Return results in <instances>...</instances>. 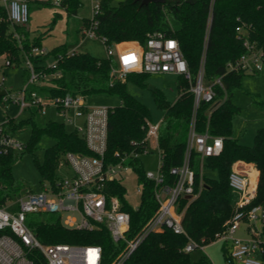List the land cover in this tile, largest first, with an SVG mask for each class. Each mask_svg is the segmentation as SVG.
<instances>
[{
    "label": "trees",
    "instance_id": "trees-1",
    "mask_svg": "<svg viewBox=\"0 0 264 264\" xmlns=\"http://www.w3.org/2000/svg\"><path fill=\"white\" fill-rule=\"evenodd\" d=\"M69 9L77 13L79 0H68ZM100 12L96 15V32L106 37L108 43L140 41L144 44L147 34L163 31L179 40L181 50L188 61L191 79L179 77L180 94L176 101H170L164 91L154 89V99L159 108L165 111L159 129V143L164 153V173L168 181H173L170 173L173 166L181 165L186 149L190 123L194 113V94L190 88L195 83L201 66L204 67L206 83L223 75L225 90L216 87L213 102L202 101L196 111V130L204 132L209 121V131L223 137V150L217 156L206 159L205 169L216 171L218 177L205 173V187L200 196L193 199L183 215L185 234L174 233L170 229L149 233L142 244L126 259L123 264H213L204 254L193 259L191 252L184 247L189 237L204 245L215 241V234L222 231L225 222L234 212L238 193L230 186V174L239 161L253 163L259 170L257 194L249 207L264 204V125L257 129L254 143L245 145L235 137L233 119L240 113V107L234 102L235 91L242 87V77L247 72L243 69H230L229 64L246 52L237 28L241 25L250 32L254 41L264 53V0H166L164 3L142 5L139 0H123L118 5L110 0H101ZM211 20L209 22V15ZM25 34L24 48L41 45L39 39L31 38L27 27H17ZM11 25L4 20V10L0 7V55L8 53L20 58L21 48L16 38L10 33ZM123 43L120 46H127ZM67 45L59 47L46 56H58L65 53ZM43 59L35 58L36 63ZM116 62L110 57H96L89 52H80L74 56H64L56 69L47 68L50 74L41 85H33L44 96H66L67 94L84 97L96 94L118 96L120 104L113 106L109 115L107 156L116 151L125 152L134 148V143H141L146 136V122L151 118L150 108L130 94L127 81L134 79L141 85H147L150 73L133 72L124 79H115L112 67ZM21 66V65H20ZM36 68L42 69L37 64ZM28 74V70L26 69ZM224 99V101H223ZM223 101L214 108V104ZM253 103L264 116V101L253 98ZM214 108L209 118L210 110ZM13 130L31 128V137L25 150L33 153L43 148L45 139L53 144L44 147V160L37 161L38 168L45 180L55 183L59 177L57 169L61 157L69 152L91 154L86 141L74 130H69L65 123L47 121L39 126L34 117L11 121ZM16 154L0 155V204L14 199L22 190L12 175L11 168ZM111 160V159H110ZM142 158L131 161L142 185L141 200L138 208L127 199V188L120 181L110 184V193L118 196L125 211L131 214L129 236L133 237L144 228L158 207L154 199V182L146 177ZM186 203L183 200L182 204ZM28 224L34 229L39 240L45 244H98L103 248V264H111L123 250L124 241L114 242L108 228L101 227L93 231L69 228L62 223L59 214L37 212L27 216ZM226 261L227 247L224 245ZM28 256L36 264H48L41 251L33 249Z\"/></svg>",
    "mask_w": 264,
    "mask_h": 264
},
{
    "label": "built area",
    "instance_id": "built-area-1",
    "mask_svg": "<svg viewBox=\"0 0 264 264\" xmlns=\"http://www.w3.org/2000/svg\"><path fill=\"white\" fill-rule=\"evenodd\" d=\"M32 2L57 7L70 6L68 0H0L4 20L10 23L12 38L18 40L22 50L19 59L8 53L0 55V93L6 91L0 99L20 105L19 114L27 109L37 108L43 115H47L48 109L53 107L62 117L61 122L69 125L70 130L79 133L92 153L73 151L65 153L72 175L59 176L55 183L48 181L43 184L41 191L27 190L14 199L0 204V264H36L28 256L33 249L41 251L48 264H103L101 245L41 242L27 221L28 214L40 211L59 214L62 223L69 228L86 231L108 228L114 242L124 241L125 244L111 264H123L149 233L170 229L174 233L187 235L182 222L183 215L189 203L199 197L205 187V161L210 156L219 155L224 146L222 136L210 133L209 121L204 132L196 130V111L202 101L213 102L217 86L225 90L223 75L206 83L202 65L195 83L190 88L195 93V111L190 123L184 162L170 169L174 176L173 181L167 180L163 170L165 155L159 143V129L163 119L155 123L148 119L143 141L135 142L134 148L130 151L114 152L110 160L107 156L108 124L113 107L89 105L82 95L44 96L37 90L30 89L33 85L43 84L50 75H54V72L49 74L47 68L56 69L59 60L64 56L79 53L76 48L68 49L63 54L58 53L51 63L50 57L46 58L49 51L42 45L33 44L28 50L24 48L26 37L17 27L28 28ZM101 7L98 1L94 4L93 18L83 30V35L84 38H99L105 44L107 57L116 62L112 67L115 79L124 80L133 72L173 74L191 79L188 61L181 50V42L163 31L149 32L147 42L144 44L138 42L134 46L118 48L119 43H108L109 40L95 30L98 23L96 15ZM210 20L211 13L209 22ZM245 28L241 25L237 30L239 38L245 44L246 52L237 62H231L229 68L243 69L248 73L260 72L264 68L263 50L250 39V32ZM35 58L43 60L36 63ZM37 64L43 68H36ZM14 65H23L28 70L27 81L17 94H12L6 87V69ZM223 101L214 104V108ZM214 108L210 110L209 118ZM14 119L7 112L0 120V155L20 152L26 148V142L19 139L11 130L10 124ZM155 151L160 160L157 171L146 170L145 173L147 179L154 182V199L158 207L144 228L130 237L131 214L125 211L121 199L110 193V184L113 181L123 183L125 171L134 168L131 161ZM196 158L200 164L199 168H196ZM239 162L235 164L229 178L230 186L239 197L233 214L226 220L224 229L215 234V240L226 241L228 264H264V204L249 207L251 201L256 198L258 182L253 185L250 173L236 167ZM138 191L142 193L141 184ZM126 199L128 200L127 193ZM183 200H186V203L182 204ZM254 220L261 221V231L253 226L250 227L252 233L250 238L235 236L243 222L251 223ZM204 247L203 243L189 237L184 251L191 252Z\"/></svg>",
    "mask_w": 264,
    "mask_h": 264
},
{
    "label": "rangeland",
    "instance_id": "rangeland-1",
    "mask_svg": "<svg viewBox=\"0 0 264 264\" xmlns=\"http://www.w3.org/2000/svg\"><path fill=\"white\" fill-rule=\"evenodd\" d=\"M80 5L77 13L70 11L68 7H57L47 5L39 2H32L30 5V21L27 26L30 29L31 38L34 40L39 39L40 44L47 49L50 53L57 50L63 45H67L69 49L76 48L80 52H89L96 57H106V46L99 38L87 37L84 38L83 30L88 26V23L93 18V6L101 0H79ZM123 0H110L111 4L118 5ZM140 41L126 42L129 46H134ZM123 44V43H122ZM121 45V44H120ZM128 46V45H127ZM55 56H50V62H54ZM6 87L9 88L11 93H19L23 89L28 74L26 75V67L23 65H14L6 69ZM180 76L173 74H151L146 79L147 85H141L134 79L127 81L128 90L131 95L146 104L151 110L152 122H159L164 117L165 111L159 108L154 99V89L158 88L164 91L167 98L174 102L179 94L178 80ZM242 87L235 91L234 102L240 107L238 113L233 119V130L235 137L240 143L252 145L254 143L255 134L257 129L264 125V116L261 114L258 107L253 103V98L257 97L264 101V68L260 72H246L242 77ZM85 101L89 105H107L110 107L120 104L118 96L108 94H96L86 96ZM47 115H43L37 108L27 109L24 113L19 114L20 105L11 101H4L0 99V120H2L9 112L10 116L15 118L13 121L18 122L22 119L34 117L39 126H44L47 121H58L61 123L60 117L53 107H50ZM70 130V126L67 125ZM12 132L28 142L31 137V128H23L13 130ZM53 140L45 139L42 142L43 148L32 151H26L22 155L20 152H15L16 158L12 164L11 172L19 190L25 192L27 190L41 191L43 184L48 181L45 180L38 168L37 161L44 160V147L51 146ZM143 166L146 170L157 171L158 168V154L152 152L149 155L142 156ZM253 163L239 162L236 167L243 171H248L252 178H254L255 166ZM198 158H196V168H199ZM211 177H218L216 171H208ZM59 176L72 175V171L68 166V161L65 154L59 161L57 169ZM126 176L122 182L127 188V198L133 206H138L141 200L140 191L138 188V174L134 168L125 171ZM256 226L260 231L262 223L260 220H254L251 223L243 222L241 227L237 230L235 236L238 238H250L252 233L250 227ZM226 241L215 240L205 245L204 249H195L192 251L191 256L193 259H198L202 254L206 255L213 264H228L225 257L224 245Z\"/></svg>",
    "mask_w": 264,
    "mask_h": 264
},
{
    "label": "water",
    "instance_id": "water-1",
    "mask_svg": "<svg viewBox=\"0 0 264 264\" xmlns=\"http://www.w3.org/2000/svg\"><path fill=\"white\" fill-rule=\"evenodd\" d=\"M141 2V6L142 5H147V4H150V3H164L166 0H139ZM6 93L5 90H3L1 93H0V96L4 95Z\"/></svg>",
    "mask_w": 264,
    "mask_h": 264
},
{
    "label": "crops",
    "instance_id": "crops-1",
    "mask_svg": "<svg viewBox=\"0 0 264 264\" xmlns=\"http://www.w3.org/2000/svg\"><path fill=\"white\" fill-rule=\"evenodd\" d=\"M130 42V41H129ZM131 42H133V41H131ZM122 43H126V42H121V43H119L118 44V48L120 47L121 48V46H120V44H122ZM174 76H177V75H174ZM178 77V76H177ZM166 95V94H165ZM167 97V96H166ZM176 101V100H175ZM164 118V117H163ZM163 118H161V119H163ZM242 162H244V161H242ZM251 165H253V164H251ZM255 170H256V172H257V176H256V183L259 181L258 179H259V170L257 169V168H255ZM226 245V244H225Z\"/></svg>",
    "mask_w": 264,
    "mask_h": 264
},
{
    "label": "bare ground",
    "instance_id": "bare-ground-1",
    "mask_svg": "<svg viewBox=\"0 0 264 264\" xmlns=\"http://www.w3.org/2000/svg\"><path fill=\"white\" fill-rule=\"evenodd\" d=\"M256 176H257V172L256 171H254V178H252V183H253V185H255V183H256Z\"/></svg>",
    "mask_w": 264,
    "mask_h": 264
}]
</instances>
